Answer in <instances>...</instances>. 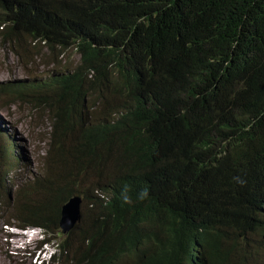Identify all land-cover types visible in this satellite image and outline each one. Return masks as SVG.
<instances>
[{
  "label": "trees",
  "instance_id": "16d2710c",
  "mask_svg": "<svg viewBox=\"0 0 264 264\" xmlns=\"http://www.w3.org/2000/svg\"><path fill=\"white\" fill-rule=\"evenodd\" d=\"M0 39L78 56L0 84L51 120L56 168L11 219L53 264H264V0H0Z\"/></svg>",
  "mask_w": 264,
  "mask_h": 264
},
{
  "label": "rangeland",
  "instance_id": "374dc122",
  "mask_svg": "<svg viewBox=\"0 0 264 264\" xmlns=\"http://www.w3.org/2000/svg\"><path fill=\"white\" fill-rule=\"evenodd\" d=\"M22 56V58L20 57ZM51 56V57H49ZM78 59L74 50L59 54L49 53L43 45L29 46L23 51L17 48L14 53L10 45L0 39V84L7 81H41L51 74L57 66L71 67ZM42 93H33L29 99H41ZM25 104L15 101L12 94L0 95V178H7V188L0 186V264H47L50 246L40 245L36 234L16 232L7 228L6 220L15 214V208L23 201L15 188L31 186L32 177L44 172L45 168H56L58 153L50 146V121L39 111L41 100ZM14 139V144L7 146L6 135ZM66 147L70 146L64 135ZM12 165V167H10ZM14 187V188H13ZM32 198L38 200L39 192ZM15 235V236H12ZM23 236V238H21ZM44 238H59L53 234ZM30 238V239H29Z\"/></svg>",
  "mask_w": 264,
  "mask_h": 264
},
{
  "label": "clouds",
  "instance_id": "9594fccd",
  "mask_svg": "<svg viewBox=\"0 0 264 264\" xmlns=\"http://www.w3.org/2000/svg\"><path fill=\"white\" fill-rule=\"evenodd\" d=\"M49 75V74H48ZM47 75V76H48ZM46 76V77H47ZM92 112V110H90ZM2 120V118L0 117V121ZM2 130V129H0ZM6 139H7V145L10 144L12 145V143L14 142V139L9 137L8 134L5 136ZM14 144V143H13ZM9 146V145H8ZM74 197V196H72ZM77 197H80V196H77ZM71 198V197H70ZM69 198V199H70ZM81 198V197H80ZM68 199V200H69ZM67 200V202H68ZM66 202V203H67ZM65 203V204H66ZM82 203V202H81ZM81 203H80V206H81ZM63 204V205H65ZM62 205V206H63ZM60 215H61V212H60ZM60 219V217H59ZM59 222V221H58ZM7 228H10V230L12 231H16V232H22V233H27V235L29 237H32L33 234H36L35 236V239L38 240L39 244L40 245H44V246H50V249H48V255H47V264H53L52 263V258L53 256H58V250H57V247H55V243H57L54 239H50V238H44L43 236H46L48 234L45 233L44 229L41 228V227H38V226H21L20 224H18V222H10V221H5V224H4ZM59 230H60V227H59ZM68 233V232H67ZM67 233L63 234L60 230V235L61 236H64L66 235ZM12 236H15V235H12ZM23 238V236L21 237ZM30 239V238H29ZM48 239V240H47ZM50 239V240H49Z\"/></svg>",
  "mask_w": 264,
  "mask_h": 264
},
{
  "label": "water",
  "instance_id": "95a60500",
  "mask_svg": "<svg viewBox=\"0 0 264 264\" xmlns=\"http://www.w3.org/2000/svg\"><path fill=\"white\" fill-rule=\"evenodd\" d=\"M80 203L81 198L74 196L62 206L59 227L63 234L67 233L79 221Z\"/></svg>",
  "mask_w": 264,
  "mask_h": 264
}]
</instances>
